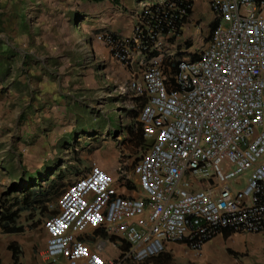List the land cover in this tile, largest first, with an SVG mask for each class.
Instances as JSON below:
<instances>
[{"label":"built area","instance_id":"1","mask_svg":"<svg viewBox=\"0 0 264 264\" xmlns=\"http://www.w3.org/2000/svg\"><path fill=\"white\" fill-rule=\"evenodd\" d=\"M187 8L153 0L130 37L96 36L129 70L119 93L137 99L130 126L151 141L132 167L140 194L120 196L93 166L43 223L45 264H141L167 244L198 252L222 229L264 233V0H210L213 27L193 60L169 43ZM95 232L128 249L105 259Z\"/></svg>","mask_w":264,"mask_h":264},{"label":"rangeland","instance_id":"2","mask_svg":"<svg viewBox=\"0 0 264 264\" xmlns=\"http://www.w3.org/2000/svg\"><path fill=\"white\" fill-rule=\"evenodd\" d=\"M90 14V3L85 0H0V44L8 45L16 55L10 66L0 64V210L13 204L14 200H21L14 189L16 183L28 176L34 177L52 161L59 168L54 177L62 170L61 165L64 166V176L61 180L54 179V184L62 183L66 187L101 146L113 152L115 159L120 161L126 156L130 160L139 154L140 149L126 135L128 105L121 104V99L128 100L130 93L119 95L123 79H118L117 74L114 76L109 61L94 50L91 29L94 18ZM84 16H87L86 20H82ZM193 45V50H198L204 47V41L194 40ZM184 50L183 54L192 53L190 49ZM50 58L55 59L57 67L52 71H56L55 76L66 85L61 86L60 83L52 94H42L44 90L39 86L43 76L41 69L48 66ZM73 63L80 68L72 69L68 64ZM94 82L98 88L92 87ZM37 97H42L41 103L36 102ZM62 97L85 102V111L90 109L91 113L97 114L95 118L79 124L88 133L79 131L75 134L76 151H66L63 145L65 136L59 133L62 129H69L68 121L62 122L51 116L40 123L27 120L26 115L34 116L38 108L51 112ZM109 113L116 116L117 131L108 138L113 131L106 130L105 122L98 119V115L103 117ZM91 142L93 145L87 146ZM243 180L244 176L239 177L233 185L239 187ZM43 186L45 188L40 189L43 193L50 191L48 184ZM57 192L45 196L47 199L31 195L33 199H42L48 212L45 215L39 208L30 210L22 207L17 223L43 233V223L57 212L61 196ZM35 194L37 196L38 193ZM109 240L105 252L110 258H117L120 253ZM229 243L231 240L219 246L222 252L230 248ZM171 245L174 249L163 252L167 258L157 264H215L183 247ZM127 261L130 262L129 259Z\"/></svg>","mask_w":264,"mask_h":264},{"label":"crops","instance_id":"3","mask_svg":"<svg viewBox=\"0 0 264 264\" xmlns=\"http://www.w3.org/2000/svg\"><path fill=\"white\" fill-rule=\"evenodd\" d=\"M85 1L90 3V15H92V18H94L91 28L93 33L92 45L94 47V50H96L100 55H102V57L109 61L110 68L113 70L112 74L114 76L115 74H117L118 79H123V84L120 87L123 88L129 81V70L123 67L112 57L109 49L102 43L98 42L96 40V36L110 34L118 39H126L130 37L136 17L141 13L144 6L149 5V3H151L153 0H118L117 2H113L112 0H105L100 3H92L88 0ZM183 2L188 6L190 12L185 16L186 18L184 17L185 20L179 28V31L177 32V38L169 40V43H175L177 50L176 52L178 53V55H186L183 54L184 52H186L184 48L193 50L194 40H201L204 41V44H206L213 23V16L209 8L210 0H183ZM71 15L73 16L75 15V13H72ZM86 19L87 16H84L82 20ZM0 48L7 49L0 50V52L2 53L0 55V64L3 66H10V63L15 59L16 55L9 50L8 45L6 44H0ZM68 65L75 70H78L80 68L79 65L75 66L74 63ZM53 69H57L56 62L55 59L50 58L48 60V66H44L41 69V71H43V76L40 78L42 80L39 82V86L44 90V93L42 94H52L51 92H55L60 83L61 86L66 85L63 83V81H59V77L55 76L56 71H52ZM94 86L98 88L97 82L93 83L92 87ZM119 95L124 96L125 93ZM41 98L42 97H37L36 102L41 103L39 102ZM63 99L64 97H62L61 100L57 101V109H55L56 105H54L51 112H47V109L45 110V108L43 109V111H41V108H38L39 111L36 112L34 116H31V114L26 116L27 120L30 119L33 122L39 123L42 121H47L46 119L50 116L62 122L68 121L69 129L65 131H63L64 129H62L59 133H62V135L65 136L62 137L64 139L63 145H65L66 151H76V145L74 144L75 134L79 131L85 134L88 133V130L80 127L81 121H88L91 119V117L95 118L97 114L91 113L90 109L85 111V109L83 108V105L85 106L86 104L85 102H80V100H76L75 98ZM127 99L128 100L121 99V104H127V108L129 110H126L125 113L127 120H129V126L127 127L126 135L127 138H129L135 145V147L140 149L139 154L133 159L129 160L128 156H126L125 160L120 161L119 159H115L113 152L108 151L107 149L104 150L101 146L98 151H94V155L91 158L90 162H88L86 166H82L81 171L76 174V177H74L68 185L74 183L77 179L86 175L93 166H97L107 171L114 178V186L120 196L125 198H135L139 196L140 188L138 185V180L136 175L132 171V167L134 165L133 162H136L139 157L147 150L151 141L144 139V142L142 144L136 143L135 136L137 135V130H133L131 128L130 121H132L136 117L133 108L135 107L134 104L137 103V99H135L131 93L129 95V98ZM42 103L46 104L45 101H43ZM34 109L37 110V108ZM54 110L55 112H53ZM98 119H101L105 122V128L107 131L108 129L113 131L112 133L108 134V138L113 137L115 131H117L116 116H114L112 113H109L103 117L98 115ZM24 128L26 129L29 127L24 126ZM77 139H79V137ZM104 143L107 144L106 141H104ZM90 145H93V143L91 142L89 143V145L87 144V146ZM45 166L53 168L54 174L55 171L59 169L55 161H52L50 162V164H46ZM61 168L62 170L58 171L56 176H53L51 180L54 181L59 173L63 175V164L61 165ZM58 180H61V178ZM68 185L66 187L63 186L62 183L57 185L58 187L56 188V190H62V193L57 192L56 190L54 191L58 194L61 193L62 196ZM3 212L4 211L0 210V264H45L44 250L46 243V234L44 230L42 229L43 233H41L36 231V229L34 230L30 227H23L22 233H7L3 230L5 222H1V217H3L5 214ZM18 226L20 225L18 224ZM95 236L96 238L104 240L105 242H108L109 240L107 238L105 239L104 237H99L97 233H95ZM229 240H231V243H229V245H231L229 246L230 248H227L226 252H222L219 246H221V244H223L225 241L228 242ZM109 243L112 244L113 247L119 252L113 241L109 240ZM176 245L197 254V256L201 255V257L205 260L211 261L215 264H264V233L250 234L246 232L230 231L229 235L224 236L223 233L220 232L214 238L205 242L198 252L192 251L184 244ZM11 249H13L14 252L17 253L15 260H13V251ZM167 249L172 250L174 248L171 244H167L165 251ZM124 252H119L120 255L117 258H110V256L106 252H104L102 255L105 259H118ZM127 262L128 261L126 260L124 264ZM128 264L134 263L130 261L128 262Z\"/></svg>","mask_w":264,"mask_h":264},{"label":"trees","instance_id":"4","mask_svg":"<svg viewBox=\"0 0 264 264\" xmlns=\"http://www.w3.org/2000/svg\"><path fill=\"white\" fill-rule=\"evenodd\" d=\"M92 3H100L103 2L105 0H88ZM113 2H117L118 0H112ZM184 3V2H183ZM189 8H187V15L189 14ZM186 18V17H185ZM185 18H183L180 22L176 23V27L180 28L182 23L184 22ZM213 27V25H212ZM212 27L210 30H212ZM197 54L194 55H178V58H182V59H186V60H193L197 57ZM142 126L139 125L137 128V135L135 136L136 139V143L138 144H142L144 142V138L142 136ZM54 175V169L48 166H45L42 168L41 171L37 172V174H34V177H27L22 179L21 181H19L18 183H16L14 185V189L16 190L17 193H19V195L21 196V200H14L13 204L9 205L7 208H4L1 211H4L3 213L4 216L1 217V222L4 221L5 225L3 226V230L7 233H22L23 232V227L22 226H18L17 222L19 219V211L20 208H24V209H35V208H39L41 213H47V208L43 203V198L47 199V196H50V194L52 192H54V190H56V188L58 187L57 185L54 184L53 180H51V178ZM61 177H63V175L61 173H59L57 175V179H60ZM48 184L50 191L43 193L42 190H40L42 187L45 188V186ZM47 188V187H46ZM37 189V190H35ZM36 191V192H35ZM35 193H38L37 196ZM41 193V195L39 194ZM31 195H33V197H42V199H33L31 197ZM46 196V197H45ZM16 199V198H15ZM35 207V208H33ZM46 215V214H45ZM49 216V214H48ZM223 233L224 236L229 235L230 231L227 229H222L220 230L218 233ZM99 235V232H95ZM110 241H113L116 245V247L118 248L119 252H124L125 250L128 249V245L126 243L122 242H117L114 238H110ZM209 241V240H207ZM205 241V242H207ZM204 242V243H205ZM13 251V260L16 259V252H14L13 249H11ZM166 258V256L161 253L156 257L153 258H149L147 260H145L143 263L141 264H157L161 261H163Z\"/></svg>","mask_w":264,"mask_h":264}]
</instances>
